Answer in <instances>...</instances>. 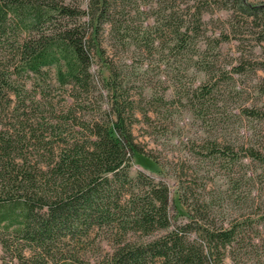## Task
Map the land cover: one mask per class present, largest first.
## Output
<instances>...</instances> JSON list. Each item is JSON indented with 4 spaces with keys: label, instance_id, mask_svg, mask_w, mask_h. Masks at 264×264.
Returning a JSON list of instances; mask_svg holds the SVG:
<instances>
[{
    "label": "rangeland",
    "instance_id": "374dc122",
    "mask_svg": "<svg viewBox=\"0 0 264 264\" xmlns=\"http://www.w3.org/2000/svg\"><path fill=\"white\" fill-rule=\"evenodd\" d=\"M63 1L83 9L89 0ZM227 1L119 2L100 36L104 52L94 54L88 91L72 92L78 99L71 103L69 86L56 78L57 66L44 68L40 75L17 80L11 76L22 89L24 104L8 92V100L0 105V132L14 134L28 118L35 126L54 121L69 104L80 121L106 120V83L114 79L133 101L131 131L141 151L130 161L129 176L135 178L141 171L166 185L170 223L188 222L191 238L210 226L233 225L235 242L225 264H264V160L246 158L241 150L253 146L264 154V70L258 68L263 58L256 34L264 18L256 27L243 24L237 14L239 22L231 31L234 12L221 8ZM248 1L264 6V0ZM198 9L200 24L194 22ZM176 25L190 28L186 42L176 38ZM222 33L229 38L217 44ZM0 58L1 65L10 63L1 47ZM237 65L242 67L239 72L233 69ZM246 108L258 110L260 116L245 114ZM225 147L227 154L221 152ZM24 154L44 161L37 153ZM167 230L123 236L113 223L79 228L61 234L53 247V263L107 264L124 237L145 242ZM22 252L31 254L27 246ZM14 256L0 246V264H14Z\"/></svg>",
    "mask_w": 264,
    "mask_h": 264
},
{
    "label": "trees",
    "instance_id": "16d2710c",
    "mask_svg": "<svg viewBox=\"0 0 264 264\" xmlns=\"http://www.w3.org/2000/svg\"><path fill=\"white\" fill-rule=\"evenodd\" d=\"M123 1L89 0L82 9L63 0H0V47L10 59L8 64L0 61V105L8 100L9 91L24 104L22 89L11 76L17 80L40 75L51 66H57L58 82L69 86L71 103L76 102L72 92L88 91L94 54L104 52L100 36L112 10ZM227 2L221 8L234 12L231 31L239 22L237 14L243 24L259 27L261 23L255 22L264 18V6L248 0ZM201 13L198 9L195 14L196 24L201 23ZM183 27L176 25L174 30L180 42H186L190 31ZM35 30L37 35L29 34ZM256 34L263 58L258 68L264 70V26ZM228 38L222 33L216 42ZM239 66L233 67L235 72ZM106 84L110 98L106 120L80 121L69 104L54 121L35 126L28 118L14 134L0 132V246L14 253V264H51L56 259L53 247L62 235L113 223L123 236L168 230L145 242L124 237L107 264H225L235 242L233 225L210 226L191 238L188 222L170 223L167 186L141 171L135 178L129 176L132 157L141 153L131 131L133 101L119 91L122 87L114 79ZM243 111L260 116L254 108ZM241 150L246 158L264 160L253 146ZM25 151L43 156L44 161L36 155L28 158ZM221 152L227 154L229 147ZM23 246L30 249L29 256L23 254Z\"/></svg>",
    "mask_w": 264,
    "mask_h": 264
}]
</instances>
